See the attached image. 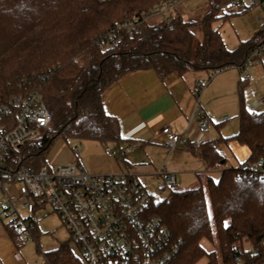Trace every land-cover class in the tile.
I'll return each mask as SVG.
<instances>
[{
  "label": "trees",
  "instance_id": "trees-1",
  "mask_svg": "<svg viewBox=\"0 0 264 264\" xmlns=\"http://www.w3.org/2000/svg\"><path fill=\"white\" fill-rule=\"evenodd\" d=\"M164 1L0 0V103L38 93L53 116L39 137L12 152L14 164L38 169L47 163L56 141L69 138L116 146L122 157L123 144L130 148L132 143L122 137L118 119L105 110L104 95L110 87L139 71H154L161 78L206 71L209 82L264 45L261 30L237 48H227L213 24L233 14L223 12L228 0H209L210 10L200 22V41L197 22L183 14L157 24L142 21V13ZM126 20L138 23V30L117 31L116 46L99 45L100 36ZM238 119L233 138L248 147L245 161L223 169L218 181L208 178L206 188L180 189L151 203L149 213L165 228L160 264H197L204 257L206 264H264V108L248 109L242 100ZM220 141L201 144L208 168L224 160L217 149ZM6 227L19 248L17 225L8 222ZM37 232L33 219L31 235L38 238ZM203 240L217 242L218 254L208 252ZM44 257L47 264H85L69 243Z\"/></svg>",
  "mask_w": 264,
  "mask_h": 264
},
{
  "label": "built area",
  "instance_id": "built-area-1",
  "mask_svg": "<svg viewBox=\"0 0 264 264\" xmlns=\"http://www.w3.org/2000/svg\"><path fill=\"white\" fill-rule=\"evenodd\" d=\"M185 1L166 0L140 17L142 21L148 16L170 20ZM222 7L226 14L241 13L255 7L264 11V0H228ZM258 20L261 30H264V19L259 17ZM138 28V23L132 20L116 22L112 31L98 38V43L103 47L116 46L117 31L132 34ZM263 52L264 45L253 49L236 68L250 77L248 69ZM207 83L208 79L195 86L197 102L186 134H189L191 124H195L199 132L210 127L199 102ZM262 106L264 97L253 105L255 109ZM52 118L38 93L0 103V216L15 223L18 233L28 239L35 212L51 205L68 227L85 264H160L163 259L159 255V243L165 228L157 216L149 213L153 200L137 177L114 173L94 175L75 161L57 168L46 163L38 169L12 162V152L39 137L50 126ZM162 134L169 152L183 147H201L196 138L189 135L184 138L169 126L162 129ZM137 146L132 144L130 148L134 150ZM107 150L110 151L109 148ZM74 152L79 153V146L74 148ZM158 175L164 178L166 185L177 186L174 173L162 168ZM22 210L29 216L23 218ZM252 252L256 254L257 250ZM14 258L22 261L19 252L14 254Z\"/></svg>",
  "mask_w": 264,
  "mask_h": 264
},
{
  "label": "crops",
  "instance_id": "crops-1",
  "mask_svg": "<svg viewBox=\"0 0 264 264\" xmlns=\"http://www.w3.org/2000/svg\"><path fill=\"white\" fill-rule=\"evenodd\" d=\"M207 76L209 78L206 71H189L184 74L172 73L161 78L154 71H139L127 75L110 87L104 95L105 110L107 114L118 119L122 137L138 146L132 150L128 148V144H123L125 151L121 157L116 154V146L109 145L108 151L107 147L99 144L88 153L87 167L84 168L94 175H133L143 185V181L158 177V171L164 168L166 172L176 175L177 184L179 182L188 187L191 183H201L205 178L215 180L227 165L238 166L242 161L236 154L244 157L249 155V149L242 151L235 138L224 140L222 135L215 138V133L210 132L211 124L214 123L211 104L216 97L209 96L208 99V95L216 88L217 83L212 82L214 77L206 84L199 97L204 117L210 121V127L207 131L199 132L196 125L191 124L189 134L185 133L197 102L195 86ZM256 101L252 103L253 109ZM224 117L222 121L229 120ZM166 126L184 138L188 135L196 138L200 144L220 139L217 149L224 156V160L218 167L208 168L200 148L183 147L169 152L162 134V129ZM63 159L66 162L73 161L71 155ZM187 189L190 188L182 190ZM6 223L8 222L0 216V264H23L14 258L19 248L7 230Z\"/></svg>",
  "mask_w": 264,
  "mask_h": 264
},
{
  "label": "rangeland",
  "instance_id": "rangeland-1",
  "mask_svg": "<svg viewBox=\"0 0 264 264\" xmlns=\"http://www.w3.org/2000/svg\"><path fill=\"white\" fill-rule=\"evenodd\" d=\"M210 10L209 0H186L183 4L177 8L176 13L183 14L186 20H195L197 26L195 27L197 40H201L200 22L202 17ZM264 19V11L255 7L250 10L241 13H233L225 19H221L213 24L214 28H217L225 45L228 49L237 48L241 42L250 40L255 34L261 32L258 18ZM150 24L160 23L161 18L159 16H148L147 19ZM251 79L247 82L245 74L238 68H228L217 73L213 81L216 84L214 92H211L209 96H215L216 100L211 104V116L214 123L211 124L210 132L215 133V138L221 135L225 139L233 138L236 131L239 128L238 114L241 107V101L248 109L252 108V103L256 100H260L264 97V52L260 58H258L253 66L249 69ZM208 79V76L205 80ZM242 80V83H240ZM216 91V92H215ZM261 108H264L262 106ZM227 115L229 120L222 121L221 119ZM100 143L95 140L86 138H69L67 141L57 140L52 146L48 156L47 164L54 165L57 168L61 164L69 163L63 158L71 155L75 163H82L84 167H87V156L97 145ZM240 149L245 151L247 146L239 143ZM79 146V153L74 152V148ZM115 149V147H113ZM241 152V151H240ZM242 162L247 159V156L242 154H236ZM72 162V161H71ZM227 168H231V165H227ZM220 175L215 177V181H218ZM185 182V180H184ZM152 200L155 203L168 199L172 192L178 191L183 188H198L203 186L206 188L207 179H203L201 183H194L188 185H181L178 182L177 186L170 187L166 185L163 177L159 176L150 181H143ZM23 218L29 216L25 211H21ZM34 217L38 226V238L34 235H29L28 239L24 236L21 237L20 247L18 252L21 254L23 264H47L44 253L57 248L60 244L69 243L74 254L80 257L84 261V256L81 253L77 243L73 240L68 227L63 223L60 216L53 211L51 205H47L45 208L38 209ZM203 247L209 251L219 252L217 242L211 244L207 240H203ZM208 258L204 257L197 264H206Z\"/></svg>",
  "mask_w": 264,
  "mask_h": 264
}]
</instances>
